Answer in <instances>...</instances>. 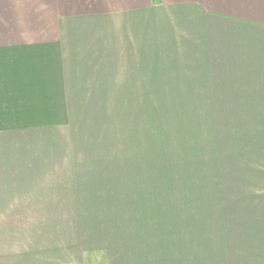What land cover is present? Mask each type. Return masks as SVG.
Instances as JSON below:
<instances>
[{"label":"crops","instance_id":"crops-1","mask_svg":"<svg viewBox=\"0 0 264 264\" xmlns=\"http://www.w3.org/2000/svg\"><path fill=\"white\" fill-rule=\"evenodd\" d=\"M153 73L194 76L264 108V0H0V219L31 231L39 262L86 264L82 251L94 248L84 239L83 214L109 220L120 209L110 173L89 168L77 178L71 147L51 143L70 133L62 129L68 108L110 105V91L116 100L120 91L152 90ZM97 91L104 102L89 103ZM57 183L81 185L80 199L56 195ZM128 251L124 264H162Z\"/></svg>","mask_w":264,"mask_h":264},{"label":"rangeland","instance_id":"rangeland-1","mask_svg":"<svg viewBox=\"0 0 264 264\" xmlns=\"http://www.w3.org/2000/svg\"><path fill=\"white\" fill-rule=\"evenodd\" d=\"M151 84L152 90L120 91L116 100L107 92L110 105L69 107L71 120L62 129L70 133L51 142L71 147L77 178L89 168L111 175L108 187L120 209L109 220L83 214H89L80 219L84 239L94 248L82 251L85 263L124 264L130 247L161 257L162 264H245L246 253L258 255L248 264H261L264 108L246 106L245 99L239 105L235 92L215 90L190 75L153 73ZM99 94L88 102L101 103ZM86 187L92 195L93 185ZM78 188L57 183L50 189L72 198ZM18 222L0 219L1 264H46L37 260L35 236L17 231ZM104 243L118 246L120 255L99 250Z\"/></svg>","mask_w":264,"mask_h":264}]
</instances>
